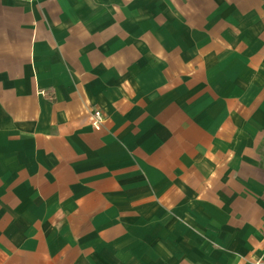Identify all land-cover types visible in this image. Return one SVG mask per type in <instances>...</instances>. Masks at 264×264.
Segmentation results:
<instances>
[{"label": "crops", "instance_id": "0c3cea01", "mask_svg": "<svg viewBox=\"0 0 264 264\" xmlns=\"http://www.w3.org/2000/svg\"><path fill=\"white\" fill-rule=\"evenodd\" d=\"M0 264H264V0H0Z\"/></svg>", "mask_w": 264, "mask_h": 264}, {"label": "built area", "instance_id": "2783aa9c", "mask_svg": "<svg viewBox=\"0 0 264 264\" xmlns=\"http://www.w3.org/2000/svg\"><path fill=\"white\" fill-rule=\"evenodd\" d=\"M105 115L102 110L96 109L91 112V125L94 130L100 131L104 125Z\"/></svg>", "mask_w": 264, "mask_h": 264}]
</instances>
